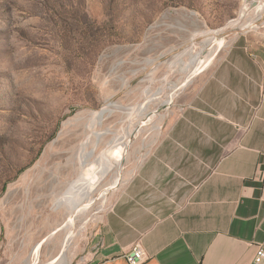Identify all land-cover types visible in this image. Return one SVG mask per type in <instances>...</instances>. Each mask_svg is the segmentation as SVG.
<instances>
[{
	"label": "rangeland",
	"instance_id": "1",
	"mask_svg": "<svg viewBox=\"0 0 264 264\" xmlns=\"http://www.w3.org/2000/svg\"><path fill=\"white\" fill-rule=\"evenodd\" d=\"M251 27L264 30V0H0V264H60L70 231L68 264H84L120 201L149 209L182 187L216 189L243 139L230 41ZM108 104L120 109L95 122ZM87 136L92 201L68 231L87 203Z\"/></svg>",
	"mask_w": 264,
	"mask_h": 264
},
{
	"label": "crops",
	"instance_id": "2",
	"mask_svg": "<svg viewBox=\"0 0 264 264\" xmlns=\"http://www.w3.org/2000/svg\"><path fill=\"white\" fill-rule=\"evenodd\" d=\"M228 58L230 119L243 139L219 163L222 181L191 194L181 186L174 204L156 198L149 209L120 201L97 226L84 264H128L125 255L137 241L142 264H255L257 247L264 248V30L236 32ZM237 168L246 169L240 182ZM66 250L60 264H68Z\"/></svg>",
	"mask_w": 264,
	"mask_h": 264
},
{
	"label": "bare ground",
	"instance_id": "3",
	"mask_svg": "<svg viewBox=\"0 0 264 264\" xmlns=\"http://www.w3.org/2000/svg\"><path fill=\"white\" fill-rule=\"evenodd\" d=\"M219 43V42H218ZM212 44V43H211ZM220 47V46H219ZM216 48V47H215ZM210 49V48H209ZM215 50V49H214ZM209 52V51H208ZM207 52V53H208ZM211 52V51H210ZM206 53V52H205ZM204 53V54H205ZM207 53L205 54V55H207ZM201 54H202V52L201 53H198V54H196L195 56H194V59H197L198 57L200 58L201 57ZM209 54V53H208ZM204 55V56H205ZM212 55V54H211ZM213 56V55H212ZM208 57V56H207ZM211 57V56H210ZM202 58V57H201ZM197 60H199V59H197ZM201 60V59H200ZM205 60V59H204ZM207 60L208 59H206V62H207ZM202 65V64H201ZM200 65V66H201ZM198 66V65H197ZM205 67V66H204ZM203 68V67H202ZM197 68L195 67V69L193 70V72L192 73H190L191 75L190 76H192V75H195V73L197 72ZM202 71V70H201ZM199 73V72H198ZM186 79V78H185ZM173 95V94H172ZM170 101V98H169V100L167 101V104H168V102ZM114 109H120V107H116V106H114V105H107L105 108H103V109H101L99 112H98V114L95 116V122H101L102 121V119L105 117V115H110L112 112H113V110ZM122 109V108H121ZM134 109V108H133ZM128 111V110H127ZM131 113V112H130ZM98 124V123H97ZM93 125H91V127H92ZM96 133V132H95ZM94 133V134H95ZM101 134H96V139H98V138H101ZM92 138V137H91ZM95 138V137H94ZM89 143H90V137H86V139H85V141L83 142V143H81V145H80V148H79V150H78V161H79V165H80V167L82 168V172L80 173V175H79V179H78V182H80L82 185V193H81V195L83 196H86L87 197V203H86V205H82L80 208H78L77 209V211H75V212H72V213H70L69 214V217H68V220H67V222H66V224L64 225L65 226V228L66 229H68V231H70V228H71V226H72V224L74 223L73 222V218H74V216L76 215V213L77 214H79V212L81 211V210H85L86 211V206H89V203H90V201H92L91 200V196H90V193H89V191H88V189H87V187H86V185H85V182H84V168H85V166H86V164L88 163V160L91 158V156L93 155V150H90V151H88L87 150V147H88V145H89ZM79 190H80V188H79ZM80 192V191H79ZM86 221V220H85ZM71 232V231H70ZM70 232H68L67 234H66V238H65V240H64V242H63V251H62V259H61V261H63V262H65L66 261V258H65V255H66V253L64 252L65 250H66V248L69 246V244L71 243V237H70V235H71V233ZM78 232V231H77ZM74 234V233H73ZM72 234V235H73ZM38 251V250H37Z\"/></svg>",
	"mask_w": 264,
	"mask_h": 264
},
{
	"label": "built area",
	"instance_id": "4",
	"mask_svg": "<svg viewBox=\"0 0 264 264\" xmlns=\"http://www.w3.org/2000/svg\"><path fill=\"white\" fill-rule=\"evenodd\" d=\"M125 259L128 264H142L146 260V255L138 241L134 243L130 252L125 255ZM263 262L264 248L258 246L254 257V263L262 264Z\"/></svg>",
	"mask_w": 264,
	"mask_h": 264
}]
</instances>
